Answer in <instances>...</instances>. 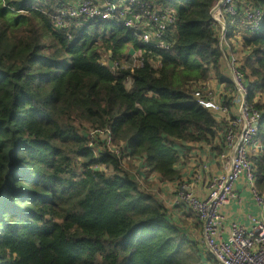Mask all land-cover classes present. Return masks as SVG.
<instances>
[{
  "label": "trees",
  "instance_id": "trees-1",
  "mask_svg": "<svg viewBox=\"0 0 264 264\" xmlns=\"http://www.w3.org/2000/svg\"><path fill=\"white\" fill-rule=\"evenodd\" d=\"M58 1L0 0V264H206L137 177L144 167L178 179V146L212 144L222 130L194 97L213 72L221 79L217 0H156L178 14L169 51L102 20L69 39L53 26ZM241 2L264 12V0ZM244 45L248 100L263 111L254 99L264 92V20ZM130 49L146 52L134 71L100 62L127 60ZM88 129L108 130L120 153L96 157ZM251 160L264 192V148Z\"/></svg>",
  "mask_w": 264,
  "mask_h": 264
},
{
  "label": "built area",
  "instance_id": "built-area-1",
  "mask_svg": "<svg viewBox=\"0 0 264 264\" xmlns=\"http://www.w3.org/2000/svg\"><path fill=\"white\" fill-rule=\"evenodd\" d=\"M52 11L54 28L65 32L69 39L73 38L74 29L102 20L125 26L142 45L161 51L171 50L178 23L176 9L159 6L156 0H59ZM211 14L233 86L227 92L230 104L218 98L209 81L196 88L194 97L221 122L224 144L217 157L221 172L208 180L203 197L195 194L187 183L179 182L173 204L183 206L197 219L204 255L214 264H264V195L256 187V169L251 160L253 148L263 152L260 130L264 114L248 100L250 86L242 66L230 51L228 37L229 29L238 38L255 37L263 25L264 12L251 2L217 0ZM144 54L134 52L127 60L118 61L112 60L110 53H102L100 62L113 74L122 68L134 71L143 65ZM128 81L131 84V80ZM86 133L89 148L96 157L104 148L120 153L108 130L88 129ZM100 169L110 174L104 165H100ZM140 172L146 174L148 169L143 167ZM243 178L261 208V215L250 216L249 226L236 221L225 224L222 210L239 199L236 185ZM137 180L142 185L141 174Z\"/></svg>",
  "mask_w": 264,
  "mask_h": 264
},
{
  "label": "crops",
  "instance_id": "crops-1",
  "mask_svg": "<svg viewBox=\"0 0 264 264\" xmlns=\"http://www.w3.org/2000/svg\"><path fill=\"white\" fill-rule=\"evenodd\" d=\"M230 51L237 58L240 65L243 67L246 59L250 55V50L244 45V40L246 37L238 38L232 33V29H229L228 33ZM222 67L220 69L221 79L212 73L209 79V85L218 94V98L224 102L227 98L228 84L229 80V70L225 59H222ZM264 93V92H263ZM263 93H256L254 101L259 100L258 94L260 96ZM219 126L221 127V122L217 120ZM261 145L264 147V142L260 139ZM224 144V138L221 131L218 130V135L212 144L206 143H183L178 146L180 153V162L176 165L179 170V178L174 181H162L158 174L146 173L143 181L148 184L142 187L154 194L160 202L163 204L167 211L169 219L175 223L182 233L192 241L197 240V234L200 238L199 241L202 242L201 237V226L197 219L190 213H187L183 206H177L173 204L175 197V191L177 189V184L179 182L187 183L190 189H192L195 194L200 197L205 195V185L208 180L221 172L220 162L218 160V155L222 151ZM260 149L256 147L253 148L251 153V159L260 156ZM142 165V164H141ZM130 169L135 170V166L132 164ZM132 172L133 171H129ZM155 182L153 189L150 187L151 182ZM256 187L260 194L264 195V192L258 188L257 181ZM236 192L239 199L233 202L230 206L225 207L222 210L224 215L225 224H229L231 221H236L244 226H249L250 216H260L261 208L256 203L252 191L246 179H241L236 185ZM203 245V244H202ZM204 250V248H202ZM208 261V260H207ZM205 259V263L207 264ZM212 261V260H211ZM210 264V263H208Z\"/></svg>",
  "mask_w": 264,
  "mask_h": 264
},
{
  "label": "rangeland",
  "instance_id": "rangeland-1",
  "mask_svg": "<svg viewBox=\"0 0 264 264\" xmlns=\"http://www.w3.org/2000/svg\"><path fill=\"white\" fill-rule=\"evenodd\" d=\"M131 50V49H130ZM130 82L129 81H127V87H130ZM257 95V94H256ZM258 98H260L259 100H256L257 102H255V103H258V104H262V105H264V93L260 96V94H258ZM263 114H264V110H263ZM132 164H134V163H131L130 165H132ZM135 168L137 169V166H135ZM146 183L144 182V181H142V185H145ZM150 184V187L151 188H153V189H155L154 187H153V185H155V182L153 181V182H151V183H149ZM148 184H146V186H147ZM156 190V189H155ZM201 231V230H200ZM200 233H202V232H200ZM195 237H197V240L198 241H194V242H196V244H197V247H198V249L199 250H201V253L203 254L204 253V251H203V249L202 248H204L203 247V245H202V242L201 241H199L200 240V238H199V236H198V234H197V236H195ZM204 256V260L206 259V261H207V264L208 263H210V264H214V262H212L211 261V258L210 257H208L207 255H203Z\"/></svg>",
  "mask_w": 264,
  "mask_h": 264
},
{
  "label": "water",
  "instance_id": "water-1",
  "mask_svg": "<svg viewBox=\"0 0 264 264\" xmlns=\"http://www.w3.org/2000/svg\"><path fill=\"white\" fill-rule=\"evenodd\" d=\"M134 52H135L134 49H131V50H130V55H133Z\"/></svg>",
  "mask_w": 264,
  "mask_h": 264
}]
</instances>
